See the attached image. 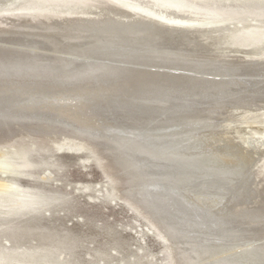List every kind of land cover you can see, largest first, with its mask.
Wrapping results in <instances>:
<instances>
[{"label": "bare ground", "instance_id": "obj_1", "mask_svg": "<svg viewBox=\"0 0 264 264\" xmlns=\"http://www.w3.org/2000/svg\"><path fill=\"white\" fill-rule=\"evenodd\" d=\"M0 1L7 4L0 8V229L36 219L63 198L19 182L51 180L55 165L34 154L80 145L112 195L164 244L167 264H264V157L248 183L250 152L233 144L212 152L207 136L196 133L213 120L205 105L235 110L264 101L263 0L238 10L229 2L240 0ZM247 19L254 25H243ZM232 21L241 27L209 40L232 52L249 50L243 59L251 64L206 56L208 42L199 36V46L185 47L191 30ZM257 51L258 58L248 55ZM260 116L264 111H247L238 122L257 124ZM248 135L256 146L264 142V130ZM23 138L31 141L16 143ZM225 157L240 159L239 166L220 165ZM202 180L222 190L240 180L263 204L242 208L244 194L226 207L236 208L234 215L225 213L228 195L194 188ZM61 253L58 246L27 251L0 244V264H71Z\"/></svg>", "mask_w": 264, "mask_h": 264}, {"label": "rangeland", "instance_id": "obj_2", "mask_svg": "<svg viewBox=\"0 0 264 264\" xmlns=\"http://www.w3.org/2000/svg\"><path fill=\"white\" fill-rule=\"evenodd\" d=\"M0 2V8L2 6L7 8L5 1L4 3L3 1ZM247 2V0H240V2L237 3L235 1H230L229 3L233 5V10H238L245 7L243 4L252 5V3H254L250 0V3ZM251 21L252 20L247 19L243 25H254L255 21H252V23ZM235 22L236 21L222 25L199 27L197 31L194 32V34H196L194 38L197 39L198 36L202 38L203 40L201 43L207 41L209 44L207 42V44H205V42L203 44L208 45V51H211L209 52L210 56L212 58H217L216 60H220L224 64L240 63L243 65L245 62L251 64L249 59H245L247 58L245 52L249 50H244V52L243 50H241V52H232V49L228 50V48L226 49L219 43L214 45V43L209 40L219 33H226L233 28L241 27V25ZM197 33L200 34L198 35ZM87 43L89 42L85 41V44ZM102 51L104 50L97 49L92 52L99 53ZM203 51L204 48L200 50L201 54ZM235 53H239V56ZM260 54L261 52L257 51L248 55H251L253 58H258ZM243 57H245V60ZM220 58H222V60ZM251 106L238 105L235 106V110L233 109L234 107L224 104L216 105L215 107L212 105L208 107L205 106L203 110L211 112L213 120L209 123V126L206 125L202 130L196 131V133L205 134V136H207L205 145H207V148L209 147L208 149L210 151L213 150L212 152L218 153L229 144L239 146L240 143L242 151L245 150L244 152H246L249 149L246 146H248L247 144L251 138L248 137V134L255 130H264V116H260L259 123L257 124H241L238 122L240 120L239 117H243L247 111L250 113H262L264 111V101L262 100ZM231 113L235 114L231 116ZM240 137L243 138L246 143H243ZM21 141L28 143L31 140L29 138H23L17 140L16 143ZM263 145L264 144H262V148L260 146L261 149L258 147L259 145H257V148H259L258 154L257 152H253L252 157L254 162L249 169L245 171L243 176L249 174L251 168H253V174H256L255 172L258 171L264 157V150H262L264 149ZM72 147L76 150L57 151L55 147L54 149L50 147L49 153L47 154L43 152L34 154L35 160L41 162L49 161L55 165L54 168L50 169L51 180L48 181V183H41L22 178L19 179V182L22 185L34 184L37 186H44L43 190L46 193L61 196L63 198H59L60 203L51 206L49 209L43 210L42 215L36 219H29L33 216L17 219L6 226L9 228L7 231H5V227H2L0 229V244L7 248L18 244L22 249L27 251L35 247L45 248L58 246L59 252H62L61 258L68 259L71 256V258H69L72 262L71 264H167L164 244L155 236L144 220L138 217L133 211L129 210L121 200L112 195V186L103 176L95 161L88 156L87 152L82 150V146L74 145ZM237 161L240 162L241 160L225 157L224 159L218 160V163L223 166L225 165L227 168H234L239 166ZM0 177L4 178L3 176ZM242 178L243 177H240L239 179L241 180ZM207 182L206 180L195 182L194 188L218 193L225 192L228 198L231 195L228 191L231 188V190L235 189L233 187L238 183L234 184L233 187L228 186L226 190H222V187L218 186V184H215L216 186L213 187L209 186ZM198 183L200 184L197 185ZM178 193L182 194V191L180 190L179 192L178 189ZM257 198L260 201L259 196H252L250 199L252 203H250V201L247 202L245 207H251L255 202L258 203L259 201ZM59 264L62 263L59 261Z\"/></svg>", "mask_w": 264, "mask_h": 264}, {"label": "water", "instance_id": "obj_3", "mask_svg": "<svg viewBox=\"0 0 264 264\" xmlns=\"http://www.w3.org/2000/svg\"><path fill=\"white\" fill-rule=\"evenodd\" d=\"M149 24L151 25V26H154V27H160V28H162V29H165L166 30V28H170V29H173V27H177V25H172V26H170V25H167V24H161V23H159V22H154V21H150L149 20ZM180 27H185V29H187V30H191V28L190 27H188V26H180ZM189 39H188V42H189V44H188V46H185V47H189V46H195V47H197V46H199V44H198V42H196V40H195V34H194V31L192 32V30H191V32H190V35H189ZM201 53V52H200ZM208 53L209 52H207V54H206V56H208ZM210 54V53H209ZM204 55V54H203ZM241 82H243V84L245 85V84H247V80H242ZM249 95H254V94H249ZM232 96V95H231ZM255 97H257V96H255ZM232 100V99H231ZM234 100V99H233ZM215 105V104H217V103H212V105ZM219 104H221V103H219ZM246 105H248V104H246ZM206 106V105H205ZM205 106H203V107H205ZM228 106V105H227ZM242 106H245V104H242ZM201 107V106H200ZM139 114V113H138ZM138 114H136V115H138ZM205 127V126H204ZM200 130V129H199ZM198 131V130H197ZM253 139H257V138H250V143H248V152H250V154H253V152H257L258 151V148H257V146H256V144L254 143V141H253ZM262 144H264V142L263 143H261V142H258V144L257 145H259V146H261ZM189 144H187V146H188ZM236 148H238L239 150H241L242 151V149L240 148V146H235ZM246 151V152H247ZM244 152V151H243ZM250 173L251 174H249V177H248V179H247V182L249 181V182H251L252 180H253V173H252V169H251V171H250ZM246 182V183H247ZM248 182V183H249ZM240 184V183H239ZM237 184L236 186H235V188L237 187V186H239L238 188H240V189H234V190H229L228 191V193L229 194H231L230 196H229V198H227L226 199V201L223 203L224 204V210H225V213L227 212V211H229V212H231V214H233L234 215V212L233 211H235L236 210V208H235V210L234 209H232V208H227L226 209V207H228L230 204L232 205V204H234V203H236V201H238L239 199H240V197L241 196H244V194L246 195L247 194V192H246V187H245V189L243 190L242 189V185L240 184ZM251 184V183H250ZM249 184V189L247 188V191L248 190H250V188H252V184L250 185ZM239 190V191H238ZM252 196H257V194H256V190H254V189H252V191H249V194H247L246 195V198H245V203H247V202H249V200L251 199V197ZM259 204L261 205V204H263V198H262V196L260 197V201L258 202V203H254L251 207H245V206H243L242 208H247V209H249V210H252V209H254V210H256L257 209V207H259ZM253 211V210H252ZM235 220V222L238 220L237 218H235L234 219Z\"/></svg>", "mask_w": 264, "mask_h": 264}]
</instances>
